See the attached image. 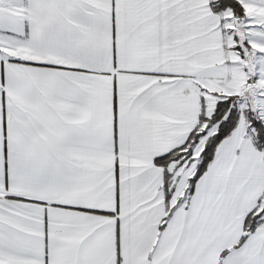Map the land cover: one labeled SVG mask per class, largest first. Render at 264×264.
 I'll use <instances>...</instances> for the list:
<instances>
[{
  "label": "snow or ice",
  "instance_id": "6c2138e0",
  "mask_svg": "<svg viewBox=\"0 0 264 264\" xmlns=\"http://www.w3.org/2000/svg\"><path fill=\"white\" fill-rule=\"evenodd\" d=\"M0 264H264V0H0Z\"/></svg>",
  "mask_w": 264,
  "mask_h": 264
}]
</instances>
